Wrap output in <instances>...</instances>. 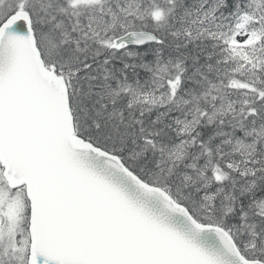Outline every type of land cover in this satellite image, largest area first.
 <instances>
[{
    "label": "snow or ice",
    "instance_id": "1",
    "mask_svg": "<svg viewBox=\"0 0 264 264\" xmlns=\"http://www.w3.org/2000/svg\"><path fill=\"white\" fill-rule=\"evenodd\" d=\"M0 264H264V0H0Z\"/></svg>",
    "mask_w": 264,
    "mask_h": 264
}]
</instances>
